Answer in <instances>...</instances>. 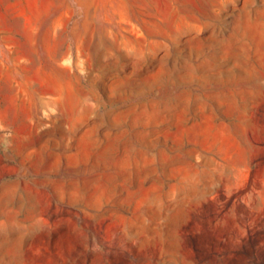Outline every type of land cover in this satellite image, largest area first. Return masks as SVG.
<instances>
[{
  "label": "rangeland",
  "instance_id": "obj_1",
  "mask_svg": "<svg viewBox=\"0 0 264 264\" xmlns=\"http://www.w3.org/2000/svg\"><path fill=\"white\" fill-rule=\"evenodd\" d=\"M0 264H264V0H0Z\"/></svg>",
  "mask_w": 264,
  "mask_h": 264
},
{
  "label": "bare ground",
  "instance_id": "obj_2",
  "mask_svg": "<svg viewBox=\"0 0 264 264\" xmlns=\"http://www.w3.org/2000/svg\"><path fill=\"white\" fill-rule=\"evenodd\" d=\"M188 239V238H187ZM227 258V257H226ZM228 259V258H227Z\"/></svg>",
  "mask_w": 264,
  "mask_h": 264
}]
</instances>
